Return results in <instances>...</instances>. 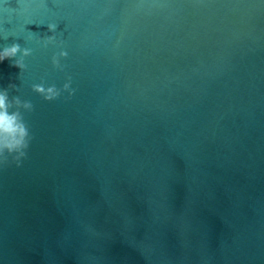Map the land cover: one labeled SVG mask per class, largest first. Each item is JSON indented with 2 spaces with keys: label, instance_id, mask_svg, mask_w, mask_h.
Returning a JSON list of instances; mask_svg holds the SVG:
<instances>
[{
  "label": "water",
  "instance_id": "water-1",
  "mask_svg": "<svg viewBox=\"0 0 264 264\" xmlns=\"http://www.w3.org/2000/svg\"><path fill=\"white\" fill-rule=\"evenodd\" d=\"M13 43L0 89L34 107L0 264H264V0H0Z\"/></svg>",
  "mask_w": 264,
  "mask_h": 264
},
{
  "label": "clouds",
  "instance_id": "clouds-1",
  "mask_svg": "<svg viewBox=\"0 0 264 264\" xmlns=\"http://www.w3.org/2000/svg\"><path fill=\"white\" fill-rule=\"evenodd\" d=\"M47 29L52 34H45L40 37L44 46L55 41L57 24L49 23ZM31 54V48H22L20 44L13 43L0 49V62L9 59L13 66L19 67L23 71L27 67L24 58ZM67 55V51L61 50L58 55L52 57V64L62 69L64 66L60 63L59 58ZM71 82L69 76L62 88H57L55 84L46 87L44 83H36L31 87L33 91L42 95L45 100L50 101L59 97L63 91L68 92L70 98L75 93V89L71 87ZM8 87L16 88V85L9 84ZM33 107L31 101L21 100L19 96H13L10 99L8 89H0V166H6L13 162L19 166L22 163V158H26V150L29 148L32 135L24 120L22 110L31 112Z\"/></svg>",
  "mask_w": 264,
  "mask_h": 264
}]
</instances>
